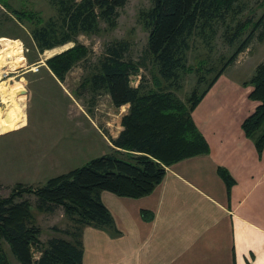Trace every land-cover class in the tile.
<instances>
[{
  "label": "trees",
  "instance_id": "obj_1",
  "mask_svg": "<svg viewBox=\"0 0 264 264\" xmlns=\"http://www.w3.org/2000/svg\"><path fill=\"white\" fill-rule=\"evenodd\" d=\"M50 1L56 16L35 24L30 36L39 53L72 43L45 60L47 68L63 81L66 73L89 52L78 42V36L98 33L101 22L114 27L118 10L127 0ZM239 2L152 0L151 6L140 12L147 30L140 61L127 57L129 44L125 40L105 46L94 72L81 86L93 92L104 90L116 108L128 105L121 117L122 129L115 138H109L114 148L82 166L50 177L41 186L15 184L8 195L0 197V264H10L3 245L9 247L20 264H82V228L91 225L114 230L111 215L100 200L101 191L131 198L147 195L162 180L166 167L208 153V144L194 124L191 112L257 31L258 39L264 40V12L256 21L225 24ZM1 5L8 7L3 1ZM12 13L17 18L35 19L32 12L12 10ZM220 25H225L222 38L229 45L249 26L250 30L219 69L211 66L194 70L198 75L196 86L203 81V72L214 73L201 91L197 92L194 87L184 101L180 100L175 91L181 86L182 74L191 70L186 58L190 43L199 37L210 46ZM147 62L152 65L151 84L141 80L136 86L131 85V78L141 76L139 72L147 69ZM244 84L253 87L249 97L259 104L242 121L241 127L260 154L264 147V61L256 65ZM218 174L230 187L232 179L228 172L218 168ZM25 193L35 196L34 208L38 211L52 213L61 208L70 226L51 227L58 235L41 241V229L33 218L30 200L23 196ZM141 214L149 217L145 211Z\"/></svg>",
  "mask_w": 264,
  "mask_h": 264
},
{
  "label": "rangeland",
  "instance_id": "obj_2",
  "mask_svg": "<svg viewBox=\"0 0 264 264\" xmlns=\"http://www.w3.org/2000/svg\"><path fill=\"white\" fill-rule=\"evenodd\" d=\"M2 1L8 7L2 6ZM151 2L127 0L118 10L114 27L110 28L101 22L98 33L79 35L78 42L85 45L89 52L60 81L47 68L45 60L72 43L39 53L30 36L35 24L56 16L55 6L50 0H0V49L14 42L19 50L12 64L0 65V79L8 81L11 78L10 92L26 91V95H19L21 115L0 120V197L8 195L15 184L41 186L50 177L66 173L113 150L109 138H115L122 129L120 121L128 105L116 108L104 90L93 92L81 85L94 72L105 46L113 41H127V57L134 61L142 59L147 30L140 19V12L147 10ZM12 10L32 12L35 19L17 18ZM263 12L264 0H240L237 10L229 14L225 24L233 26L236 21H256ZM224 26H218L210 46L199 37L190 43L186 58L191 70L182 74L181 86L175 91L180 100L184 101L194 87L197 92L201 91L214 73L203 72V81L196 86L198 75L194 70L211 66L215 70L219 69L250 30L249 26L233 45H229L222 38ZM257 33L236 57L240 61L232 64L239 65L246 60L244 67H248L264 61V40L260 41ZM146 64L147 69L142 68L139 72L142 77H132L131 85L136 86L141 80L146 85L151 84L149 70L152 65L150 62ZM4 102L0 97V116L16 114L17 99ZM23 196L33 206L32 214L41 229V241L52 235L49 225L66 228L69 222L61 208L51 214L42 213L34 208L33 194L25 193ZM2 247L10 264H20L8 246Z\"/></svg>",
  "mask_w": 264,
  "mask_h": 264
},
{
  "label": "crops",
  "instance_id": "obj_3",
  "mask_svg": "<svg viewBox=\"0 0 264 264\" xmlns=\"http://www.w3.org/2000/svg\"><path fill=\"white\" fill-rule=\"evenodd\" d=\"M245 62L226 67L191 112L208 153L166 167L147 195L101 191L114 230L82 228V264H264V147L259 154L241 127L259 104L244 82L260 62Z\"/></svg>",
  "mask_w": 264,
  "mask_h": 264
},
{
  "label": "bare ground",
  "instance_id": "obj_4",
  "mask_svg": "<svg viewBox=\"0 0 264 264\" xmlns=\"http://www.w3.org/2000/svg\"><path fill=\"white\" fill-rule=\"evenodd\" d=\"M46 51H50V50H46ZM18 53H19V50H18V46L16 45V43H14V42L10 43L9 42L7 45H5L3 48L0 49V65L3 66L6 63L12 64L15 61V59H17ZM9 80H11V78L8 79V81H5V80L2 81L0 79V97H1L2 102L6 101L8 99H14V100L17 99V112L13 116H9V117L8 116L4 117L1 115L0 120L16 117L18 115V112H19L18 111L19 97H18L17 93L10 92L11 87L9 85Z\"/></svg>",
  "mask_w": 264,
  "mask_h": 264
},
{
  "label": "water",
  "instance_id": "obj_5",
  "mask_svg": "<svg viewBox=\"0 0 264 264\" xmlns=\"http://www.w3.org/2000/svg\"><path fill=\"white\" fill-rule=\"evenodd\" d=\"M18 95H20V94H23V95H26V91H25V89H23L22 91H20L19 93H17Z\"/></svg>",
  "mask_w": 264,
  "mask_h": 264
},
{
  "label": "built area",
  "instance_id": "obj_6",
  "mask_svg": "<svg viewBox=\"0 0 264 264\" xmlns=\"http://www.w3.org/2000/svg\"><path fill=\"white\" fill-rule=\"evenodd\" d=\"M240 58V57H239ZM240 60L237 58L236 60H235V62L237 63V62H239Z\"/></svg>",
  "mask_w": 264,
  "mask_h": 264
}]
</instances>
